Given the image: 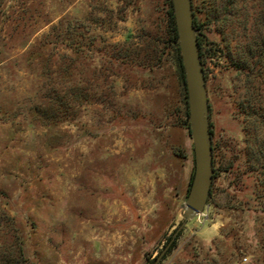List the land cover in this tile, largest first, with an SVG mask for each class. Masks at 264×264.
<instances>
[{"label": "rangeland", "instance_id": "obj_1", "mask_svg": "<svg viewBox=\"0 0 264 264\" xmlns=\"http://www.w3.org/2000/svg\"><path fill=\"white\" fill-rule=\"evenodd\" d=\"M213 1L192 0L217 44L204 54L217 171L159 264H264V171L251 157L264 84L238 64L234 36L247 8L254 37L259 5L225 29L209 21ZM169 12L168 0H0L1 255L154 264L168 246L195 174Z\"/></svg>", "mask_w": 264, "mask_h": 264}, {"label": "water", "instance_id": "obj_2", "mask_svg": "<svg viewBox=\"0 0 264 264\" xmlns=\"http://www.w3.org/2000/svg\"><path fill=\"white\" fill-rule=\"evenodd\" d=\"M178 30L176 42L181 49L186 74L189 102V127L195 152V174L190 193L182 214L183 222L175 231L172 240L155 260L159 264L187 222L203 214L211 196L214 176L213 142L210 127V106L207 81L201 56L200 39L205 48L217 49V44L197 29L194 21L192 0H171Z\"/></svg>", "mask_w": 264, "mask_h": 264}, {"label": "trees", "instance_id": "obj_3", "mask_svg": "<svg viewBox=\"0 0 264 264\" xmlns=\"http://www.w3.org/2000/svg\"><path fill=\"white\" fill-rule=\"evenodd\" d=\"M170 4V12H169V20L173 28V44H176L178 40V30H177V24L175 19V13H174V7L171 0H168ZM250 1H257L258 2V9L256 11V16L254 18V31L256 32L252 37L250 36V40L247 37V34L245 33L247 31V18L249 14L247 13V8L244 9V7H247L243 5V8L245 11L241 14V18H239V7L241 4H244L245 2ZM212 7L209 11V21L211 23H218L226 29L230 23H233L234 18L241 19V25L244 31V36L241 35L239 32L238 34L234 31L230 32L228 37L236 35L237 41H238V51L241 53L242 58L238 62L240 67L242 69H249L253 72L252 74L256 76L257 79H261V82L264 84V0H215L213 1ZM242 7V6H241ZM194 21L195 26L197 29L202 30L203 33V26L199 24L197 17L194 14ZM252 31V30H251ZM245 39V40H244ZM246 41V42H245ZM200 46H201V56L204 66V54L205 52L212 51L213 53L217 52V49L211 47V48H205L204 47V40L200 39ZM180 53V66L182 68V77H183V83L185 86V90L187 91V83H186V74H185V68L183 64V57L181 54V49L177 45ZM229 49V46H228ZM230 60L237 63L235 60V57H231ZM187 100H188V91L186 93ZM254 116L251 117L252 123L254 125V131H257V129L260 126H264V116H259L258 114L254 113ZM187 121L185 124L187 125L188 119H189V102L187 101ZM212 135L213 132L211 131ZM254 150V149H253ZM251 151V157L254 160V163L256 162L257 168L259 170L264 171V138L262 140H258V136H256V149L254 151ZM215 153V147L213 146V155ZM214 168H215V155H214ZM217 170L215 169V172ZM194 178V176H193ZM193 178L191 180V186L193 182ZM215 178V177H214ZM1 221V220H0ZM2 223V222H0ZM1 227V225H0ZM156 260V259H155ZM153 261V263L155 262ZM22 262H25V260L15 258L14 255H10L7 253L0 254V264H24Z\"/></svg>", "mask_w": 264, "mask_h": 264}, {"label": "built area", "instance_id": "obj_4", "mask_svg": "<svg viewBox=\"0 0 264 264\" xmlns=\"http://www.w3.org/2000/svg\"><path fill=\"white\" fill-rule=\"evenodd\" d=\"M247 261H248L247 258H245V259H244V262H247Z\"/></svg>", "mask_w": 264, "mask_h": 264}, {"label": "flooded vegetation", "instance_id": "obj_5", "mask_svg": "<svg viewBox=\"0 0 264 264\" xmlns=\"http://www.w3.org/2000/svg\"><path fill=\"white\" fill-rule=\"evenodd\" d=\"M177 45V44H176ZM179 46V45H178Z\"/></svg>", "mask_w": 264, "mask_h": 264}]
</instances>
